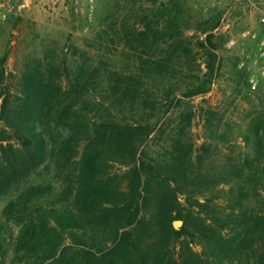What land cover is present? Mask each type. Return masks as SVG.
I'll list each match as a JSON object with an SVG mask.
<instances>
[{
  "label": "trees",
  "instance_id": "trees-1",
  "mask_svg": "<svg viewBox=\"0 0 264 264\" xmlns=\"http://www.w3.org/2000/svg\"><path fill=\"white\" fill-rule=\"evenodd\" d=\"M103 1L108 10L120 6L119 0ZM123 1L129 14L111 26L113 37L101 25L98 38H121L117 26L124 27L125 38L137 46L129 72L85 79L83 72L73 78L54 65L28 66L17 98L5 84V72L0 74V197L50 162L64 183L53 206L36 205L53 193L52 184L27 187L7 204L0 262L249 264L264 246V215L249 206L251 190L264 187V110L248 117L242 137L248 152L239 167L221 176L197 170L182 140L164 161L152 158L146 146L158 109L150 89H164L175 61L192 54L184 47L186 32L194 29L192 10L187 0H150L149 12L137 10L145 0ZM204 24L197 28L206 35L197 42L206 55L204 80L184 93L188 99L209 93L222 70L220 44ZM235 72L239 92L245 76ZM173 94L165 88L162 103L172 105ZM205 114L211 129L218 113ZM64 130L70 131L67 138ZM203 162L199 156L198 164ZM175 221L183 222L180 230Z\"/></svg>",
  "mask_w": 264,
  "mask_h": 264
},
{
  "label": "rangeland",
  "instance_id": "rangeland-1",
  "mask_svg": "<svg viewBox=\"0 0 264 264\" xmlns=\"http://www.w3.org/2000/svg\"><path fill=\"white\" fill-rule=\"evenodd\" d=\"M119 1L120 6L113 4L112 9L108 10L103 0H95L91 11L86 0H80L78 4L74 0H30L29 8L18 11L21 0H12L15 11L0 26V74L5 72V84L9 87L10 94L14 98L20 95V78L28 66L42 64L47 68L54 65L62 67L60 71L73 78L83 72L85 79L93 73H99L100 77L113 76L116 72L126 73L134 68L135 63L131 58L137 46L131 45L128 38H125L124 27L117 26L121 38H98V28L101 25L113 37L111 26L122 22L129 14L124 1ZM257 3L264 12V0H257ZM152 4L150 0H145L137 10L149 12L153 8ZM187 5L192 10L194 29L186 32L184 47L192 54L186 56L182 53L178 61H175L173 76L165 81V88L172 89L173 97H176L172 105L161 101L160 96L165 90L163 86H151L150 94L158 111L150 120L155 131L146 150L155 160L164 161L169 157L175 142L182 140L193 151L197 170L218 177L226 169L234 170L239 167L248 152L242 140L248 117L255 109L264 110V61L261 59L259 43L245 37L249 32L263 38L264 24L260 22L263 15L249 10L244 4H238L228 17V30L214 34L225 11L202 13L194 10L188 1ZM115 12L118 13L115 15ZM202 22L218 39L222 70L211 85L209 93L188 99L183 97L184 93L204 80L206 55L197 44L199 38L202 41L206 37L197 31ZM216 22L218 24L213 29ZM231 41L235 42L234 45L230 44ZM5 56L7 59L2 64L1 60ZM242 64L244 67L240 68ZM235 71L245 76L239 92L234 91V81L237 79ZM251 76L258 80L256 92L249 88ZM67 83V79H63L64 88H67ZM100 87L103 85L99 84V89ZM209 110L217 112L218 116L212 121L211 129H206L205 112ZM125 118L132 120L129 115ZM204 145L210 147L208 153L203 152ZM199 156L204 160L201 164H198ZM261 169L264 183V162L261 163ZM55 172V167L50 162L21 186L0 197V225L6 222L3 211L7 204L27 187L52 184L53 193L41 198L36 205L53 206L64 188L63 181L56 177ZM247 187L249 190L253 188L252 184ZM257 191L258 195L255 193ZM257 191L251 190L249 206L256 213L264 215V187L258 186ZM13 230L17 234L18 230ZM262 255L264 246L258 248L249 264H264Z\"/></svg>",
  "mask_w": 264,
  "mask_h": 264
},
{
  "label": "built area",
  "instance_id": "built-area-1",
  "mask_svg": "<svg viewBox=\"0 0 264 264\" xmlns=\"http://www.w3.org/2000/svg\"><path fill=\"white\" fill-rule=\"evenodd\" d=\"M80 0H74L76 4L79 3ZM95 0H86L88 7L93 10V4ZM191 7L194 10L200 11L202 13H207L209 11H225L223 14L219 27L214 31V34L221 32L225 33L230 26V21L228 17L231 12L236 8L238 4H244L249 10L259 12L263 16L260 19V22L264 24V12L260 9L257 0H187ZM12 0H0V26L5 23L9 17L14 13L15 8L11 4ZM22 4L19 5L18 11L22 9L29 8L30 0H21ZM245 37H250L252 42L259 43L260 51H261V59L264 61V36L260 38L256 33H246ZM234 41H231L230 44L234 45ZM257 63V62H256ZM244 64L240 66L243 68ZM249 88L252 92H256L258 90V80L255 76H251L249 79Z\"/></svg>",
  "mask_w": 264,
  "mask_h": 264
},
{
  "label": "water",
  "instance_id": "water-1",
  "mask_svg": "<svg viewBox=\"0 0 264 264\" xmlns=\"http://www.w3.org/2000/svg\"><path fill=\"white\" fill-rule=\"evenodd\" d=\"M182 226H183V222L182 221H175L174 222V228L176 230H180L182 228Z\"/></svg>",
  "mask_w": 264,
  "mask_h": 264
},
{
  "label": "clouds",
  "instance_id": "clouds-1",
  "mask_svg": "<svg viewBox=\"0 0 264 264\" xmlns=\"http://www.w3.org/2000/svg\"><path fill=\"white\" fill-rule=\"evenodd\" d=\"M68 135H70V131L69 130H64V136H65V138H67Z\"/></svg>",
  "mask_w": 264,
  "mask_h": 264
}]
</instances>
